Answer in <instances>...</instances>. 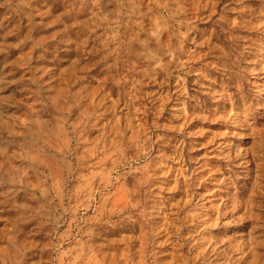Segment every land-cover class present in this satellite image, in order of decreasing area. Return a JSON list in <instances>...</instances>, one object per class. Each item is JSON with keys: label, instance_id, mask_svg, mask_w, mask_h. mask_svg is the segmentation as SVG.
Instances as JSON below:
<instances>
[{"label": "rangeland", "instance_id": "obj_1", "mask_svg": "<svg viewBox=\"0 0 264 264\" xmlns=\"http://www.w3.org/2000/svg\"><path fill=\"white\" fill-rule=\"evenodd\" d=\"M0 264H264V0H0Z\"/></svg>", "mask_w": 264, "mask_h": 264}]
</instances>
